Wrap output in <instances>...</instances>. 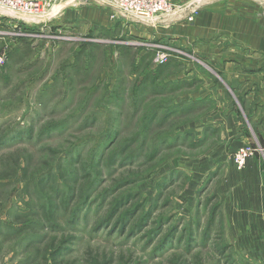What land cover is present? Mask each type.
Listing matches in <instances>:
<instances>
[{
	"label": "rangeland",
	"instance_id": "1",
	"mask_svg": "<svg viewBox=\"0 0 264 264\" xmlns=\"http://www.w3.org/2000/svg\"><path fill=\"white\" fill-rule=\"evenodd\" d=\"M36 1V16L0 7V264H52L60 246L59 264H264V238L248 241L258 257L234 238L220 186L236 152L264 151V0H168L164 18L129 19L106 0ZM185 127L184 143L157 142ZM126 144L134 162L94 182L96 153Z\"/></svg>",
	"mask_w": 264,
	"mask_h": 264
},
{
	"label": "crops",
	"instance_id": "2",
	"mask_svg": "<svg viewBox=\"0 0 264 264\" xmlns=\"http://www.w3.org/2000/svg\"><path fill=\"white\" fill-rule=\"evenodd\" d=\"M209 124L211 125V123ZM226 124V133L230 131L232 135L237 131L235 122L226 121ZM205 125H202L200 133L206 128ZM187 129L191 128L185 127L184 130ZM195 131L198 134L199 130L196 129ZM249 143L248 139L244 138L241 145ZM261 145L263 147L262 143ZM235 148L234 150H236ZM261 153L262 155L256 154L250 158L240 170L230 168V172L225 173L223 181L220 182L222 190L224 189L223 192H230L227 200L223 201V208L231 210L232 226L235 230L239 229L238 234L240 235H236L234 238L239 241L240 245L246 243L247 255L254 257H258L263 253L261 246L255 249L256 244H248L249 240L264 238V231L260 227L254 226V224H264V151Z\"/></svg>",
	"mask_w": 264,
	"mask_h": 264
},
{
	"label": "built area",
	"instance_id": "3",
	"mask_svg": "<svg viewBox=\"0 0 264 264\" xmlns=\"http://www.w3.org/2000/svg\"><path fill=\"white\" fill-rule=\"evenodd\" d=\"M115 11L112 19H129L144 13L148 17H162L172 13V7L168 0H106ZM0 7L6 8L15 14L36 16L42 13L43 6L36 0H0ZM159 64L165 63V57L157 54ZM251 148H243L235 153L234 164L237 169L243 168L245 161L253 156Z\"/></svg>",
	"mask_w": 264,
	"mask_h": 264
},
{
	"label": "trees",
	"instance_id": "4",
	"mask_svg": "<svg viewBox=\"0 0 264 264\" xmlns=\"http://www.w3.org/2000/svg\"><path fill=\"white\" fill-rule=\"evenodd\" d=\"M177 107L178 108L172 107V108H170L168 110L167 113L164 112V114L159 116V119L157 121L158 124L168 120L170 117H175V115L180 114L179 106L177 105ZM153 119L154 118L152 117V121H150V123L153 122ZM193 134H194V132L192 133L191 129H187V130H185L184 133L179 132L175 136H166V137H163V138L159 139L157 142H161L162 143V147L167 149L168 147H170L172 145L184 143L183 141H185V139L189 138V136H192ZM117 140L118 139H116V135L113 132H111L110 136L108 137V142L111 143V145L108 148L112 149V148H116V146L119 147ZM156 147H158V146H156ZM122 148H123L122 151H119V153H114V154H111V155H109L106 152L107 150H109L107 148L105 150L106 153H104V152H101L100 154L96 153L97 160H96L95 164H93V168H94L93 173L96 174V175L90 174L92 177H94L93 178L94 182L99 181V178L104 176V174H103L104 167L106 165H108L109 162L113 163L116 160L115 157H122V159H120V161H119L121 163V165H122V163L127 161V159L131 160L130 163L134 162V159L136 158V153L134 151H132V149H133L132 144H126ZM156 153H157V149H154V151L152 153H149L148 156L151 157V158H154ZM106 154H107V156H106ZM106 160H107V162H106ZM83 169H84V171H83ZM86 169L87 168H82L81 172L77 171L76 169H74L73 171L71 170L70 175H71V179L73 181V186H74L75 183L78 182V180L81 179L82 176H85V174H88L89 170L87 169L88 172L86 173L85 172ZM105 173H106V171H105ZM115 206L117 208H119L120 203L117 202L115 204ZM133 209H135V208H133ZM131 213L132 212H130V215H131ZM190 239L191 238H189L188 241H190ZM169 245H171V241L169 239V236L166 235V237L164 238V241L159 245V250H162V249L166 248ZM187 247L189 248V244L187 245ZM62 251H63V247L62 246L56 248L53 251L52 256H53L54 260H53L52 264H59V262L61 261Z\"/></svg>",
	"mask_w": 264,
	"mask_h": 264
}]
</instances>
